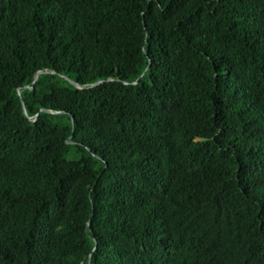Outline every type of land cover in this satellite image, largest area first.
<instances>
[{"label":"trees","instance_id":"obj_1","mask_svg":"<svg viewBox=\"0 0 264 264\" xmlns=\"http://www.w3.org/2000/svg\"><path fill=\"white\" fill-rule=\"evenodd\" d=\"M0 264H264V0H0Z\"/></svg>","mask_w":264,"mask_h":264},{"label":"water","instance_id":"obj_2","mask_svg":"<svg viewBox=\"0 0 264 264\" xmlns=\"http://www.w3.org/2000/svg\"><path fill=\"white\" fill-rule=\"evenodd\" d=\"M39 73H41V71H38L37 73H35V75H34V79H35V77H36ZM69 82H70L72 85L76 86L75 83L72 82L71 80H69ZM101 82H102V81H99V82L93 83L90 87L96 86L97 84H99V83H101ZM19 92H20V91L18 90V93H19Z\"/></svg>","mask_w":264,"mask_h":264}]
</instances>
